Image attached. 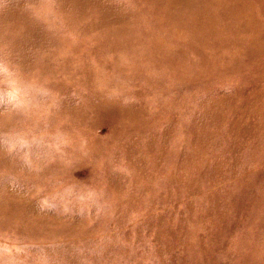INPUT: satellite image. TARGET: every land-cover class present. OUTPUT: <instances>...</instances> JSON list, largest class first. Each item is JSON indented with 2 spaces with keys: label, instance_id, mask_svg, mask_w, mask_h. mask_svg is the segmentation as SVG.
Returning <instances> with one entry per match:
<instances>
[{
  "label": "rangeland",
  "instance_id": "obj_1",
  "mask_svg": "<svg viewBox=\"0 0 264 264\" xmlns=\"http://www.w3.org/2000/svg\"><path fill=\"white\" fill-rule=\"evenodd\" d=\"M0 264H264V0H0Z\"/></svg>",
  "mask_w": 264,
  "mask_h": 264
}]
</instances>
